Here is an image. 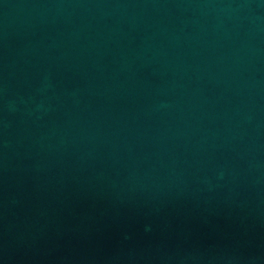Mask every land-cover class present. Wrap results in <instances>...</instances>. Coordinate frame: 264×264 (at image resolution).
<instances>
[{"label":"water","instance_id":"1","mask_svg":"<svg viewBox=\"0 0 264 264\" xmlns=\"http://www.w3.org/2000/svg\"><path fill=\"white\" fill-rule=\"evenodd\" d=\"M0 264H264V0H0Z\"/></svg>","mask_w":264,"mask_h":264}]
</instances>
